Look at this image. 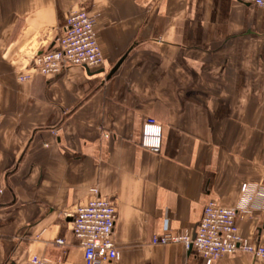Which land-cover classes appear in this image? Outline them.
I'll return each mask as SVG.
<instances>
[{
    "label": "crops",
    "instance_id": "obj_1",
    "mask_svg": "<svg viewBox=\"0 0 264 264\" xmlns=\"http://www.w3.org/2000/svg\"><path fill=\"white\" fill-rule=\"evenodd\" d=\"M81 7L96 16L104 65L38 74L35 57L56 47ZM148 118L162 125L160 153L141 144ZM263 176L264 9L233 0H0V264L34 256L85 264L73 215L94 187L118 208L120 257L104 264H206L181 244L152 240L194 234L210 201L238 208L247 183L256 201L237 227L264 241L255 190Z\"/></svg>",
    "mask_w": 264,
    "mask_h": 264
},
{
    "label": "built area",
    "instance_id": "obj_2",
    "mask_svg": "<svg viewBox=\"0 0 264 264\" xmlns=\"http://www.w3.org/2000/svg\"><path fill=\"white\" fill-rule=\"evenodd\" d=\"M264 9V0H233ZM97 19L81 7L73 11L57 39L56 47L38 54L32 68L47 78H56L73 66L89 70L104 65V55L97 33ZM28 77H24L27 79ZM162 125L148 118L143 126L141 144L144 148L160 153L162 148ZM250 185L244 183L243 203L238 208L224 207L210 201L204 208L202 218L194 234L167 232L156 235L153 245L181 244L188 252L195 251L206 264L224 255L243 254L252 259V264H264V241L251 243L244 239L237 227L239 217L256 201L249 194ZM255 190L264 196V176ZM92 198L80 205L73 215V235L84 253L85 264L113 263L120 257L114 241V230L118 219L115 201L101 195L99 189L90 190ZM58 243L64 244L59 240ZM24 264H56L45 258L34 256Z\"/></svg>",
    "mask_w": 264,
    "mask_h": 264
},
{
    "label": "water",
    "instance_id": "obj_3",
    "mask_svg": "<svg viewBox=\"0 0 264 264\" xmlns=\"http://www.w3.org/2000/svg\"><path fill=\"white\" fill-rule=\"evenodd\" d=\"M125 57L126 56H124L118 63H117V65L115 66V68L112 70V72L109 74V76H108V79H110L111 77H112V75L119 69V67L122 65V63L124 62V60H125Z\"/></svg>",
    "mask_w": 264,
    "mask_h": 264
}]
</instances>
